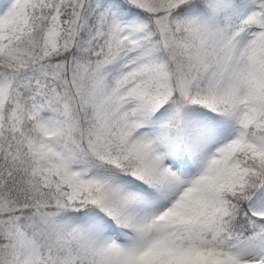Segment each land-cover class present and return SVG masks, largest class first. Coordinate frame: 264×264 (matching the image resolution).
I'll return each mask as SVG.
<instances>
[{
    "label": "snow or ice",
    "instance_id": "obj_1",
    "mask_svg": "<svg viewBox=\"0 0 264 264\" xmlns=\"http://www.w3.org/2000/svg\"><path fill=\"white\" fill-rule=\"evenodd\" d=\"M0 264H264V0H0Z\"/></svg>",
    "mask_w": 264,
    "mask_h": 264
}]
</instances>
